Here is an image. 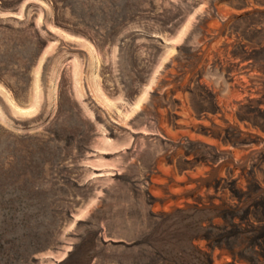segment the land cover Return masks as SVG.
Segmentation results:
<instances>
[{
  "label": "rangeland",
  "instance_id": "374dc122",
  "mask_svg": "<svg viewBox=\"0 0 264 264\" xmlns=\"http://www.w3.org/2000/svg\"><path fill=\"white\" fill-rule=\"evenodd\" d=\"M0 264H264V0H0Z\"/></svg>",
  "mask_w": 264,
  "mask_h": 264
},
{
  "label": "bare ground",
  "instance_id": "6f19581e",
  "mask_svg": "<svg viewBox=\"0 0 264 264\" xmlns=\"http://www.w3.org/2000/svg\"><path fill=\"white\" fill-rule=\"evenodd\" d=\"M234 85V84H233ZM222 121V120H221Z\"/></svg>",
  "mask_w": 264,
  "mask_h": 264
}]
</instances>
